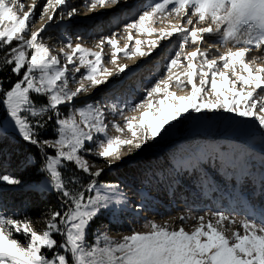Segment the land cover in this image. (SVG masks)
Masks as SVG:
<instances>
[{"label":"snow or ice","instance_id":"obj_1","mask_svg":"<svg viewBox=\"0 0 264 264\" xmlns=\"http://www.w3.org/2000/svg\"><path fill=\"white\" fill-rule=\"evenodd\" d=\"M120 3L91 0L89 11ZM67 6L68 0H42L39 8L38 0H0V153L10 137L35 146L43 157L37 168L41 178L29 190L55 191L61 204L50 211L40 231L30 217L18 218L0 204V264H264V213L259 219L221 211L180 215L173 218L181 221L178 227L149 220L144 231L132 228L120 239L100 228L95 240L90 238L92 225L104 212L115 215L128 207L118 184L98 179L124 159V149L134 155L191 112L234 114L264 131V0H155L124 26L123 47L121 34L113 33L102 36L94 49L69 39L53 52L41 33L77 13L72 7L65 14ZM37 18L46 23L33 31ZM165 20L167 26L155 27ZM173 37L177 47L164 75L144 89L140 102L75 107L82 94L129 69L118 63L121 54L129 59L150 56ZM213 39L219 47L209 43ZM106 45L112 69L104 63ZM173 86L190 90L178 95ZM125 109L139 115H127ZM110 125L117 135L110 134ZM49 128L53 135L46 137ZM87 154L103 166L90 163ZM204 157L201 150L178 159L176 168H195ZM32 165L28 155L19 162L23 168ZM68 168L87 180L65 179ZM24 183L19 175L0 171V201L5 190ZM188 219L195 221L190 230L183 226Z\"/></svg>","mask_w":264,"mask_h":264},{"label":"rangeland","instance_id":"obj_2","mask_svg":"<svg viewBox=\"0 0 264 264\" xmlns=\"http://www.w3.org/2000/svg\"><path fill=\"white\" fill-rule=\"evenodd\" d=\"M153 2L150 0H127L125 3L124 0H121L119 5L104 8L97 6L94 11H89L91 0H68L65 14L72 7L77 9V13L71 18L66 17L63 21L57 20L52 23L41 35L45 43L53 49V52L58 51L69 39L73 44L82 43L85 47L94 49L102 36H109L113 33L121 34L118 38L120 39V46L123 47L126 42L124 38H121L124 26ZM24 3H30V0H24ZM40 3L42 0H38V8ZM133 7L135 8L133 9ZM45 23L46 20L41 21L37 18L35 24L31 25V29L35 31ZM167 24L168 21L165 20L163 24L157 23L155 27H165ZM139 38L142 40L149 39L147 36ZM209 43L219 47V43L214 39L210 40ZM176 47L177 40L173 37L171 40L162 41L160 47L153 50L150 56L140 57L137 55L129 59L121 54L118 63L127 64L129 69L120 76L114 73L107 84L82 94L76 100L75 107L96 101H99L101 106L110 105L113 102L120 103L122 106L126 102L130 106L132 103L140 102L144 95V89L164 75L165 65ZM142 48L148 51L146 46L142 45ZM104 51V63L112 69L114 66L108 62L111 49L106 45ZM220 51H224V49L220 47ZM251 55L258 56L260 53H252ZM81 71L84 72L85 70L81 69ZM175 71H183V69H176ZM76 75L79 78L80 74L77 73ZM172 90L176 91L178 95H185L190 89L181 90L173 86ZM111 93L113 94L109 96L108 94ZM105 111L108 119L112 120L113 117L108 113L107 108ZM125 112L127 115H139V113L128 112L127 109ZM185 116L188 118H182L179 123L173 122L175 127L169 134H162V137L150 142L134 155L124 149V159L121 162H114L113 167L105 169L100 177L109 173L121 174L124 169L130 170L129 178L125 179L129 183L120 185V188L127 196L128 207L131 208L130 212L132 213H129L128 219H124L126 223L121 226L118 232L110 227L100 229L101 231L107 230L111 237L120 239L122 234H129L132 228L144 231L142 225L149 220L158 223L168 221L178 227L181 221L173 218L180 215L199 216L209 212L221 211L238 219L246 216L259 219L260 215L264 213V131L258 127H253L247 122V118L235 117L234 114L229 113L205 111L202 113L191 112L190 115L185 114ZM116 121L123 126V120L119 116L116 117ZM110 134H118L111 125ZM202 135L209 136V138H219L208 144L195 145V150H189V153H175L176 157L170 159V153L175 146L182 148L184 141L191 142L195 137ZM199 141L201 140L196 139L194 143ZM231 141L236 143V149L233 147H231L232 149L225 148V142ZM220 145L224 146L221 150L218 148L221 147ZM256 147L261 151H256ZM201 150L205 153V157L197 167L180 168L178 169L180 172L173 173L178 159L187 158ZM146 155L163 159L162 168H165L167 175L162 176L159 182L150 180L149 175L153 171L150 173L138 161L145 158ZM87 158L90 163L103 166V162L92 154H87ZM134 164L139 168H132ZM161 171L165 172L163 169ZM257 179L259 180L257 181ZM133 184L135 190L131 187ZM145 184L147 193L138 190L139 187L143 188ZM258 184H262V196L259 193ZM19 188L21 189L16 194L15 189L12 190L11 195H15L19 200H27L30 194L25 183ZM6 192L5 190L3 194ZM56 195L59 197V194ZM142 200L145 203H141ZM150 205H152L151 208L148 207ZM50 211L52 210L41 211L39 216L30 217L33 220L32 227L37 231L44 229V221ZM194 223V220L188 219L183 222V226L186 230H190ZM96 231L97 228H94L95 237Z\"/></svg>","mask_w":264,"mask_h":264},{"label":"trees","instance_id":"obj_3","mask_svg":"<svg viewBox=\"0 0 264 264\" xmlns=\"http://www.w3.org/2000/svg\"><path fill=\"white\" fill-rule=\"evenodd\" d=\"M16 77L13 76L12 80L15 81ZM108 94L109 96L112 95ZM77 108L79 106H76ZM62 111L65 113L68 111L67 108H63ZM53 133L51 132V128H49V131L45 133L46 137H51ZM196 136V135H194ZM193 137V136H192ZM216 137V136H215ZM219 137L213 138L206 135L195 137V139L191 142L184 141L182 144V148L174 147L173 151L170 153V159L175 158L176 154H181L184 152H190L189 150L194 151L195 145L203 144V143H210L211 141H216ZM196 139H200L201 141L196 142ZM234 140V139H233ZM192 143V144H191ZM194 143V144H193ZM225 147H233L236 149L237 145L236 143H233L232 141L227 143L225 142ZM221 146V145H220ZM251 147V145H249ZM224 146L218 147L221 149ZM257 148V147H256ZM232 149V148H231ZM255 149V148H253ZM256 151L260 152L261 150L259 148L255 149ZM25 155H28L30 158H33V165L29 166L27 168H23L19 166V162L23 159ZM163 160V159H162ZM161 159H158L156 156H148L146 155L145 158L139 159V163L144 165L147 171H153L152 174L149 175V179L154 182H159L162 176H166L167 172L164 170L165 168H162V161ZM172 161V160H171ZM43 162V159L39 155L38 149L35 146H30L27 144H24L22 141L18 139H13L10 137V143H7L4 146V150L2 153H0V171H8L13 172L16 175H19L25 182V186H27V189H29V185L35 183L38 179H40V174L37 171V168L41 166ZM139 168V166H136L134 164L132 168ZM163 169L162 172L161 170ZM174 172L179 171L178 169H174ZM129 169H124L121 171V174L112 173L107 174L105 176H102L99 178V181L101 183H113L120 185H127L125 179L129 178ZM132 173V170H131ZM165 173V174H164ZM65 179H68L70 176H76L82 183L87 180V176L85 174H80L77 171H75L72 168H68L64 172ZM169 175V173H168ZM124 183V184H123ZM150 184V182H149ZM131 187L135 190L134 184L131 185ZM144 188V189H143ZM143 188L139 187L138 190H142L144 192H148L146 184L143 186ZM21 188H17L14 190L15 194L18 192V190ZM123 189V187H122ZM121 190V188H120ZM7 192L2 195V201H0V204L4 207L5 210L16 213L17 217L22 218L23 216H39L41 211L46 210H54V209H60L61 204L59 201V198L54 191H48L44 194H38L34 191L29 190L30 196L27 198V200H19L16 198V196L11 195V191L6 190ZM6 197V198H5ZM141 203H145L144 200L141 201ZM149 208L152 207V205L148 206ZM129 207L127 209L123 210L122 212L117 210L115 215H113L110 212H105L103 215L98 217L95 221V223L92 225L90 238L92 240H95L94 235V228H100L103 230L102 225H107L108 227L112 228L113 230H116L117 232L123 226L126 222L124 219H128V215L130 212ZM57 239H60L57 237Z\"/></svg>","mask_w":264,"mask_h":264},{"label":"bare ground","instance_id":"obj_4","mask_svg":"<svg viewBox=\"0 0 264 264\" xmlns=\"http://www.w3.org/2000/svg\"><path fill=\"white\" fill-rule=\"evenodd\" d=\"M135 7H133V9H134ZM126 18V17H125ZM253 54H257V52H254ZM258 175V174H257ZM260 176V175H259ZM259 179H257V181H258ZM262 185V184H261ZM239 195V194H238ZM236 202V201H235ZM239 204V203H238Z\"/></svg>","mask_w":264,"mask_h":264},{"label":"water","instance_id":"obj_5","mask_svg":"<svg viewBox=\"0 0 264 264\" xmlns=\"http://www.w3.org/2000/svg\"><path fill=\"white\" fill-rule=\"evenodd\" d=\"M41 156V155H40ZM41 158L43 159V157L41 156ZM56 193V192H55ZM56 194H58V193H56Z\"/></svg>","mask_w":264,"mask_h":264}]
</instances>
